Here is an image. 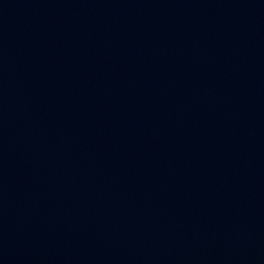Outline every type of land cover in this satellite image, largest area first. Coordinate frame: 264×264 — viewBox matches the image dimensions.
I'll list each match as a JSON object with an SVG mask.
<instances>
[{
    "label": "water",
    "instance_id": "1",
    "mask_svg": "<svg viewBox=\"0 0 264 264\" xmlns=\"http://www.w3.org/2000/svg\"><path fill=\"white\" fill-rule=\"evenodd\" d=\"M0 264H264V0H0Z\"/></svg>",
    "mask_w": 264,
    "mask_h": 264
}]
</instances>
